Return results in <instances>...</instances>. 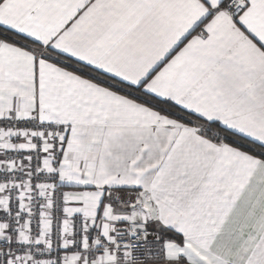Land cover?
I'll return each mask as SVG.
<instances>
[{"label": "snow or ice", "instance_id": "obj_1", "mask_svg": "<svg viewBox=\"0 0 264 264\" xmlns=\"http://www.w3.org/2000/svg\"><path fill=\"white\" fill-rule=\"evenodd\" d=\"M0 264H264V0H0Z\"/></svg>", "mask_w": 264, "mask_h": 264}]
</instances>
